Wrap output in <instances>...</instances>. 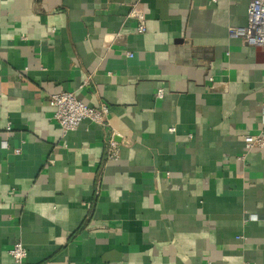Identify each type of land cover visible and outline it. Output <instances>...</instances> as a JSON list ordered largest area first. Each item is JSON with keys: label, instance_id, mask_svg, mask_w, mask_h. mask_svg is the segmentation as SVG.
I'll list each match as a JSON object with an SVG mask.
<instances>
[{"label": "crops", "instance_id": "crops-1", "mask_svg": "<svg viewBox=\"0 0 264 264\" xmlns=\"http://www.w3.org/2000/svg\"><path fill=\"white\" fill-rule=\"evenodd\" d=\"M248 2L0 0V264L16 242L23 264H264V149L243 143L264 48L228 35ZM60 91L110 126L63 135Z\"/></svg>", "mask_w": 264, "mask_h": 264}, {"label": "built area", "instance_id": "built-area-1", "mask_svg": "<svg viewBox=\"0 0 264 264\" xmlns=\"http://www.w3.org/2000/svg\"><path fill=\"white\" fill-rule=\"evenodd\" d=\"M217 1L211 0L213 3ZM137 31L143 32V26L140 25ZM228 35L231 38L241 40L247 47L264 48V0H249L246 8V24L241 27H229ZM163 96V89H158L156 98L161 99ZM48 105L53 109V119L60 125L63 135L77 129L84 120L102 127L110 126L109 108L106 104L101 103L97 107H90L80 102L72 92L60 91L51 95L48 99ZM115 137V131L111 130L105 140L107 160L119 158V144ZM243 143L246 150L264 149V134L247 135L243 138ZM9 254L13 264H23L27 256L21 242L14 243Z\"/></svg>", "mask_w": 264, "mask_h": 264}]
</instances>
